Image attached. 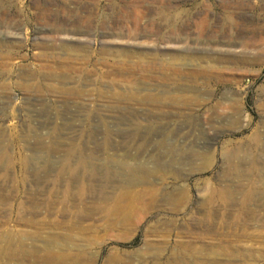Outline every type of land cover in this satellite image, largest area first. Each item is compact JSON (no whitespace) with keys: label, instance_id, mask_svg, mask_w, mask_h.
Returning a JSON list of instances; mask_svg holds the SVG:
<instances>
[{"label":"rangeland","instance_id":"rangeland-1","mask_svg":"<svg viewBox=\"0 0 264 264\" xmlns=\"http://www.w3.org/2000/svg\"><path fill=\"white\" fill-rule=\"evenodd\" d=\"M6 11L0 264H264V0Z\"/></svg>","mask_w":264,"mask_h":264},{"label":"bare ground","instance_id":"bare-ground-1","mask_svg":"<svg viewBox=\"0 0 264 264\" xmlns=\"http://www.w3.org/2000/svg\"><path fill=\"white\" fill-rule=\"evenodd\" d=\"M12 19L8 16V11L6 12H0V25L5 26L10 23ZM261 34L260 31L255 32V37L259 36ZM11 46V44L7 43L6 41L4 42L3 40H0V48L1 47H8Z\"/></svg>","mask_w":264,"mask_h":264}]
</instances>
